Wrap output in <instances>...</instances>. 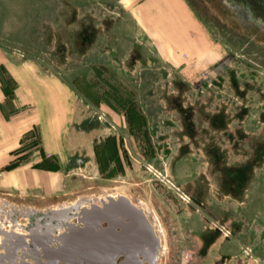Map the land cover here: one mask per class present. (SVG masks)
Returning <instances> with one entry per match:
<instances>
[{"label":"rangeland","instance_id":"1","mask_svg":"<svg viewBox=\"0 0 264 264\" xmlns=\"http://www.w3.org/2000/svg\"><path fill=\"white\" fill-rule=\"evenodd\" d=\"M193 1L228 58L219 73L186 77L164 63L124 0H0V44L69 76L93 103L98 127L95 152L68 157L64 192L5 196L44 210L81 195L123 193L145 206L160 235L157 264H259L264 31L245 26L220 0ZM209 143L218 168L235 175L234 195L217 184L216 165L210 172ZM200 175L205 183L196 188ZM184 193L201 197L214 220Z\"/></svg>","mask_w":264,"mask_h":264},{"label":"crops","instance_id":"2","mask_svg":"<svg viewBox=\"0 0 264 264\" xmlns=\"http://www.w3.org/2000/svg\"><path fill=\"white\" fill-rule=\"evenodd\" d=\"M124 1L158 57L184 76L216 74L228 62L193 0ZM74 84L43 59L0 44V191L57 196L68 185V157L95 152L93 103Z\"/></svg>","mask_w":264,"mask_h":264},{"label":"water","instance_id":"3","mask_svg":"<svg viewBox=\"0 0 264 264\" xmlns=\"http://www.w3.org/2000/svg\"><path fill=\"white\" fill-rule=\"evenodd\" d=\"M241 23L264 31V0H220ZM26 234L0 238V264H98L100 254L113 264L120 253L118 227L132 231L137 255L156 264L161 238L145 208L123 193L99 197L81 195L42 211ZM42 219V220H41ZM19 251L23 253L20 255ZM135 264H143L136 258Z\"/></svg>","mask_w":264,"mask_h":264},{"label":"flooded vegetation","instance_id":"4","mask_svg":"<svg viewBox=\"0 0 264 264\" xmlns=\"http://www.w3.org/2000/svg\"><path fill=\"white\" fill-rule=\"evenodd\" d=\"M207 146L208 148L211 146L210 150H206L208 162L211 167L210 172L213 173L212 166L216 165V168L214 169L215 170L214 177L216 179L217 184L220 186L222 190L228 189L232 192V195H234L233 193H234L237 183L235 181V175L233 171L232 173L229 174L230 176L228 177L227 174L224 172L225 168L219 169L218 168V163H219L218 155L219 154H218V151L215 150V145L213 143H209ZM201 179H202L201 175L195 179L196 188L198 185L200 184L202 185L203 183H205V181ZM177 189L179 190L178 187ZM5 195H10V194L0 191V238L12 232L18 233V234H26L28 231H30L32 227L37 226L38 218L42 216L41 215L42 211L50 208L49 207L47 209L41 210L32 205L30 206V205H25V204H17V203L10 201L8 197H6ZM111 195H114V194H111ZM180 195L182 196L183 200H185L186 203H190L191 205L195 206L198 210L202 211L209 221L214 220L213 215H211L209 211L206 209L204 200H202L201 197H197V195L195 196L193 193H190V194L184 193V195L183 194H180ZM136 204L142 205L139 202H137ZM143 207L145 208V206ZM148 217L151 220L149 215ZM118 231L121 234L119 238L120 253L116 257L113 264H135L136 258L141 259L143 264H147V261L143 258V256L137 255V252L139 249V243L136 240L135 236L133 235V232L128 231V230L123 231L121 227H118ZM22 253H23L22 251H19L20 255ZM28 260L35 264L32 258ZM89 260L90 258L88 257L85 264H95L93 262L91 263ZM98 264H108L103 254L102 255L100 254Z\"/></svg>","mask_w":264,"mask_h":264}]
</instances>
